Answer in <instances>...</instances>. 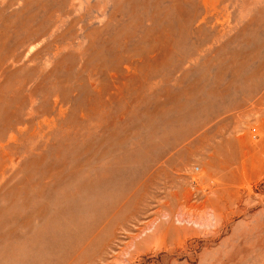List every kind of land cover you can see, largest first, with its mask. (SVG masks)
<instances>
[{"label":"rangeland","instance_id":"1","mask_svg":"<svg viewBox=\"0 0 264 264\" xmlns=\"http://www.w3.org/2000/svg\"><path fill=\"white\" fill-rule=\"evenodd\" d=\"M0 264H264V0H0Z\"/></svg>","mask_w":264,"mask_h":264}]
</instances>
